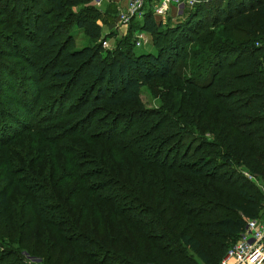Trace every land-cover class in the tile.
<instances>
[{"label":"trees","instance_id":"1","mask_svg":"<svg viewBox=\"0 0 264 264\" xmlns=\"http://www.w3.org/2000/svg\"><path fill=\"white\" fill-rule=\"evenodd\" d=\"M0 1V24L7 27L6 18L16 16L8 7L21 0ZM41 1L30 0L35 11L26 19L35 30H29L32 33L22 42H37L47 28L37 26L39 11L56 14L52 27L59 32L75 26L91 39L101 37L96 25L99 10L92 5L78 8L93 0H46V5ZM214 1L194 7L175 26L156 23L151 13L144 16L141 30L152 37L155 55L131 51V34L116 40L114 51H102V43L114 39V33L101 38L97 48L68 53V60L86 66L93 82L102 87L91 98L85 91L79 99L73 89L67 98L63 95L65 104L56 108L60 99L51 104L55 111L47 120L25 129L29 141L38 139V145L54 147L58 154L44 150L31 156L6 149L0 155L2 177H7V182L0 180V264H35L24 253L40 259L39 264H218L245 221L262 215V194L239 168L264 181V52L254 40L264 36V0ZM208 6L214 13L210 24ZM219 26L222 36L216 33ZM15 38L0 33L3 46H18ZM194 43L199 46L187 51ZM56 48L57 40L47 42V50ZM167 53L174 54L171 63ZM186 57L191 60L179 65L180 70L197 72L177 76L174 65ZM239 68L244 72H237ZM66 70H52L48 76L65 85L81 82L75 70ZM173 77L187 98L181 122L169 113L149 111L131 114L123 128L115 120L108 130L91 132L98 131L99 115L112 117L109 109L138 106L143 87ZM32 85L39 99L42 86L35 76ZM212 107L217 117L223 116L221 133H227L223 140L230 142L231 134L234 139L207 157L204 151L213 143L193 140L188 126ZM50 121L62 123L54 134L43 126ZM25 132L4 144L9 146ZM180 137L195 145L192 142L183 155L176 147L171 157V143ZM12 157L23 164L33 160L36 168H10ZM26 158L31 160L23 162ZM42 169L46 180L38 177Z\"/></svg>","mask_w":264,"mask_h":264},{"label":"rangeland","instance_id":"2","mask_svg":"<svg viewBox=\"0 0 264 264\" xmlns=\"http://www.w3.org/2000/svg\"><path fill=\"white\" fill-rule=\"evenodd\" d=\"M15 1V0H14ZM94 1H89L90 3H80V6L78 8L81 9V7H86L91 5V2L94 4ZM215 0L214 2H216ZM223 1V0H222ZM44 5H46V0L41 1ZM221 2V1H220ZM1 3V1H0ZM18 3V1H17ZM82 5V6H81ZM95 6V5H94ZM47 8V6H45ZM9 12H13L16 14L15 17H10V19L7 20V27L5 24H0V33H11L15 39L17 40L18 46L14 45H7L3 46L4 43L0 42V139H3L4 142H1L0 144V155L3 154L6 149H9L10 151H16L23 153V152H30L31 156L35 152H41L44 150L48 151H54L57 153L56 148L50 147L47 144L40 143L38 145V139L36 140V143H33L29 141V138H31L29 133L25 132V129L30 124H35L39 120H47L49 117V112L54 113L55 110H53V107L55 106L57 108V105L59 103L65 104L66 100L64 98H67L66 96H69L68 93H71L73 89L74 92H76V97L81 98V94L83 92H88L90 96L87 95L88 98H91L93 95L96 94L99 87H102V85L93 82V79L87 74V68L86 66H83L79 63L72 62L68 60V53L73 50H80L82 48L91 47L94 48L99 46V43L101 41V37H105L106 33L112 32L115 35V37H118V26L120 27L121 24L118 22V11H116V8H109V9H101L99 11L97 21L99 20V23L102 24V28H99L101 30V37L98 40L91 39L87 35L83 33L81 30H77L75 26L67 27V33L59 32L57 28L52 27L53 25V17L56 16L55 13L48 16L47 14H43L39 11V20L37 22L38 27H43L42 25L47 26V28L44 27L43 34H40L41 28L37 29V32L40 34L38 36V41L31 43V42H22L25 38H27L32 32H29V30L32 29L35 30V27L32 25H27L26 19L27 15L29 13H32V11H35L34 6L31 5L30 0H21L19 2V5L15 2L10 4L8 7ZM207 11L206 14V21L208 24L211 23V19L214 16L213 11L211 10L210 6L205 8ZM193 10V9H192ZM72 12L76 14L78 12L77 8L72 9ZM191 12V10H190ZM1 13V11H0ZM71 13V10H70ZM13 14V15H14ZM66 15V14H65ZM75 17V15H73ZM72 17V18H74ZM4 18V17H3ZM33 19V18H30ZM2 20V19H1ZM184 19L173 21L174 23H181L184 21ZM51 21V22H50ZM204 21V20H203ZM166 23V21H165ZM167 23H170V21H167ZM111 26H114L115 29H110ZM221 26V25H220ZM217 27V32L222 36L224 33L221 31H218L221 29V27ZM46 29L49 31L46 32ZM130 29L132 31H135V26L131 25ZM112 30V31H110ZM109 33V34H110ZM118 33V34H117ZM132 34V33H131ZM57 40L59 48L47 50V42L51 39ZM120 37L123 40L122 35L120 34ZM69 39V40H68ZM116 40L118 39H107V46L108 48H103L102 51L106 50H112L114 51L116 48ZM254 40L261 41L263 40L262 37H256ZM71 42L72 45L68 46ZM125 42V40H124ZM133 42V40H132ZM162 42V39L161 41ZM101 44V43H100ZM164 43H161V47L163 48ZM125 46V45H124ZM199 45L197 43H194L193 45L189 46L187 51L189 50H195ZM130 50H134L138 55L150 52L152 48L150 45L142 46L140 48L136 47V42L134 40L133 45L129 46ZM160 47V49H161ZM256 47V46H255ZM164 49V48H163ZM10 50L13 53V56L11 54H7V52ZM162 50V49H161ZM125 50H123L124 52ZM153 51V50H152ZM163 51V50H162ZM9 52V51H8ZM171 52V51H170ZM264 52V51H263ZM111 53V52H110ZM125 54L129 55L130 51L124 52ZM168 55V61L171 63L173 60V53H167ZM190 57H186L183 59H179L175 63V71L176 75L179 76V74L182 75H193L195 72H197V69L190 68L187 71L180 70V66L182 64H187L190 61ZM30 62V63H29ZM193 62V61H192ZM178 66V67H177ZM30 68L35 69V71L31 72ZM66 69H73L74 74L76 76V79H81L80 83H77L76 86L74 84H60L52 77L48 76L52 70H60L64 71ZM67 71V70H66ZM204 70L201 71V73ZM237 72H244L242 68H239ZM136 72L131 71V76H134ZM205 75V72L203 73ZM33 76L36 77V80L40 82L41 90V96L39 99H36L34 96V86L32 85ZM48 76V79H47ZM75 79V81H76ZM44 80V82H42ZM178 79L176 77H173L171 79H158L154 80V82L147 84L145 87L142 88L140 93V101L139 105L136 107H133L132 105H127L123 107L121 110H115V109H109L110 112L114 114V116L110 117L109 115H99L98 120L96 121L98 126V131H91L93 133H98L106 131L109 129V126L114 123L115 120H117V123L119 124L120 128L125 127L127 122L132 118L131 114L133 113H144L149 111H158L162 112L163 114L169 113L172 120H178V122H181L182 114L184 115V109H187V98L185 96L184 90L181 89V86L177 84ZM109 87V85H106ZM179 88V89H177ZM34 92V93H33ZM110 94V93H108ZM63 95L65 96L63 99ZM60 101L57 102V100ZM36 101V102H35ZM73 102V101H71ZM8 104V105H7ZM11 106H10V105ZM51 104L54 105L51 107ZM177 109V110H175ZM216 109L212 107L208 114L205 117H202L198 120L189 122V131L193 137V140H202V138L207 140L208 142H212L213 146L212 148L208 149V151H204V154L209 156V153L216 154L219 153L220 147L222 149L225 146H229L230 144L226 143L229 142L228 140H223L224 135H227V133H221V128H223L224 119L223 116L216 115ZM107 121V126L104 127ZM62 124L58 121H50L49 123H46L43 125L44 127H51L52 132H49L50 134H54L57 131V126H60ZM24 130L23 136L18 137L11 143H9L7 146L5 141L9 140L13 136L17 134H21V132ZM54 130V131H53ZM228 139H231L229 143H232L234 136L233 134L228 135ZM176 139L171 143V148L174 151L172 153L171 157L174 156L175 151L177 152L179 150V153H186L188 150V147H191L192 141L191 139H186L185 137H180L179 139ZM181 144V147H178V144ZM4 144V145H3ZM3 145V146H2ZM192 145V146H194ZM178 148V150L176 149ZM228 151H231V147L228 148ZM226 150V149H225ZM29 154V156H30ZM58 154V153H57ZM56 154V155H57ZM183 155V154H182ZM8 156H12V153H9ZM49 156V152H45V160H47V157ZM58 156V155H57ZM14 158H11V164L10 168H14L16 165L18 167L22 168H28L33 167L36 168L37 163L30 162L29 164H23L21 160H13ZM31 158H26V161H30ZM42 162V161H41ZM2 161L0 160V164ZM40 164V163H39ZM1 166V165H0ZM1 168V167H0ZM240 172L242 173L243 170L241 167L239 168ZM4 170L0 169V180L4 182H7V177H2ZM46 169H42V173L38 174V177L42 178L43 180H46L47 178L44 177ZM29 172L32 173V170H29ZM36 171H34V174ZM36 175V174H35ZM24 175H19V177ZM258 180V179H257ZM71 182L70 184H75V181H68ZM256 185V183L252 182ZM3 184V183H1ZM69 184V183H68ZM258 185H264V181L261 179L258 180ZM257 186V185H256ZM10 199L12 202L16 201L13 193H11ZM111 236V235H110ZM131 240V239H130ZM114 243V242H113ZM127 244V242H126ZM123 247V241L120 242L119 248L122 249ZM127 248V246L124 247ZM133 252V251H132ZM128 252V254L132 253ZM12 259V256L10 257Z\"/></svg>","mask_w":264,"mask_h":264},{"label":"built area","instance_id":"3","mask_svg":"<svg viewBox=\"0 0 264 264\" xmlns=\"http://www.w3.org/2000/svg\"><path fill=\"white\" fill-rule=\"evenodd\" d=\"M114 0H95L94 5L99 7L105 3ZM147 1L152 0H126L123 8L118 10V22L121 25L128 24L131 20L141 18L144 12V6ZM204 0H167L159 5L158 12L163 14L168 7L173 9L176 19H184L190 9L203 3ZM103 48H108L107 42L102 43ZM257 48L264 51L263 40L255 43ZM136 47L140 48L141 43L137 42ZM242 174L251 182L258 183L256 177L243 170ZM257 185L263 197L262 215L256 219L245 221L243 231L240 233L237 241L227 250L224 258L218 264H264V185ZM24 257L29 263L39 264L40 259L32 258L24 253Z\"/></svg>","mask_w":264,"mask_h":264},{"label":"crops","instance_id":"4","mask_svg":"<svg viewBox=\"0 0 264 264\" xmlns=\"http://www.w3.org/2000/svg\"><path fill=\"white\" fill-rule=\"evenodd\" d=\"M162 1H167V0H152V1H147L145 3V6H144V12H143V16L141 18H136V19H133L131 20L128 24L126 25H120V27L118 26V37H114V39H122L120 37V34L122 35L123 39L126 38L129 34H131L132 38L135 40V42H140L141 43V47L142 46H147V45H150V47L152 48V50L150 52H147V53H144V54H152V55H155L156 54V49L152 43V37L144 32L143 30H141V25L143 24V20H144V16H146L147 14H152L153 16V20L156 22V23H162L163 26H166L168 27L167 25L169 26H175L176 23H174L173 21H178L179 19H176L174 17V13H173V9L171 6L168 7V10H166L163 14H160L158 12V8H159V5L161 4ZM208 1H214V0H204L203 3H206ZM126 4V0H114L113 2H111V4L107 5V4H103L99 7L97 6H94V4L91 2V5L95 8H97L99 11L102 9H109L110 7H115L116 8V11H118L120 8H123ZM202 4V3H201ZM200 5V4H199ZM198 6V5H197ZM196 7V6H195ZM193 9V8H192ZM190 9V10H192ZM190 10L188 11L187 13V16L188 14L190 13ZM186 16V17H187ZM185 17V18H186ZM166 21V23H165ZM167 21H170V23H167ZM96 25L99 27V28H102V24L99 23V20L96 21ZM133 25L135 26V31H132L130 29V26ZM164 27V28H166ZM110 29L114 30L115 27L114 26H111ZM110 30V31H112ZM110 32L106 33V35H108ZM112 33V32H111ZM116 35V34H115ZM102 36V35H101ZM103 38V37H101ZM111 40V39H109Z\"/></svg>","mask_w":264,"mask_h":264}]
</instances>
